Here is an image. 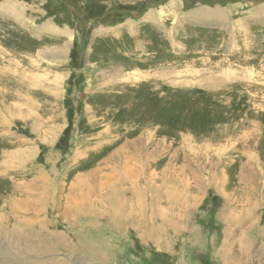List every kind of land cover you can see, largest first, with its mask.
Returning a JSON list of instances; mask_svg holds the SVG:
<instances>
[{
	"label": "rangeland",
	"instance_id": "obj_1",
	"mask_svg": "<svg viewBox=\"0 0 264 264\" xmlns=\"http://www.w3.org/2000/svg\"><path fill=\"white\" fill-rule=\"evenodd\" d=\"M171 164L196 202L164 249L64 213L77 182L111 205L124 178L153 187ZM243 194L256 226L237 240L264 264V0H0V264H224L219 215ZM46 221L102 238L100 256L40 244L28 226Z\"/></svg>",
	"mask_w": 264,
	"mask_h": 264
},
{
	"label": "bare ground",
	"instance_id": "obj_2",
	"mask_svg": "<svg viewBox=\"0 0 264 264\" xmlns=\"http://www.w3.org/2000/svg\"><path fill=\"white\" fill-rule=\"evenodd\" d=\"M219 11L217 10V12H219ZM215 12H214V14H215ZM219 16H220V14L218 13L217 17H219ZM149 17L150 18L154 17V13H150ZM222 17L223 16H220V18H222ZM166 28H168V27H166ZM169 36H170V33H169ZM133 39L134 38H132L131 40H133ZM141 42H143V41H141ZM139 47H140V45H139ZM157 48H158V46H157ZM159 48H160V46H159ZM170 55H171V53H170ZM130 56H132V55H130ZM153 59H156V58H153ZM135 65H137V64H135ZM144 66L147 67V65H144ZM144 66L142 65V68ZM167 68H169V67H167ZM148 73H150V72H148ZM150 75L152 76V74H150ZM155 75H157V74H155ZM170 82H172V80ZM105 83H107V82H105ZM138 85H140V84H138ZM238 86H237V88H238ZM233 89H234V87H233ZM103 98L104 97H102V99ZM239 129H240V126H239ZM126 146H128V144H126L124 147H126ZM187 160H189V159L187 158ZM174 161L176 162V160H174ZM119 162H120L121 169H122V164H123L122 155H120ZM247 163H248V161H246V163L244 165H247ZM141 164H143V163H141ZM145 164H146V162H145ZM145 164H143L144 168L142 166V168L140 169V172H138V173H141V172L143 173V170L146 169ZM162 167L160 168L161 169L160 171H162V172H160L158 174L157 178L154 177V179H155V181H157V183H155V185L153 187L150 186L149 184H146V183L140 184L136 180H133L132 178L131 179L130 178H124L122 180V183L125 180L130 181V183L128 184V187L126 189L123 188L119 191H115L116 192L115 196L109 199L111 201V203H110L111 205H109V203H104L105 197L103 199H100L101 201H99L100 202L99 205H93L92 204V206L90 204L87 205L88 202H85V201H82L80 206L74 205L72 202L68 203L69 201H67L66 204H64L65 207H63L64 213L67 216H71L73 218H75L76 216L80 217V216L90 215V216L95 217V218L102 217L103 219L109 217L115 223L116 222L120 223V224L130 223L131 226L133 228H135V231H137V234L138 233L142 234L143 235L142 237L146 238L147 240L153 239L154 236L156 238L159 235H163V234L166 235L168 233L178 234V231L180 229H185V228L187 229V227L184 224V221H185V218L187 215L186 214L187 210L189 208H191V206H193V204H192L193 202H196L195 196L191 195L193 200L190 201L191 198H189L187 195V192H188L187 188L189 186H191V180L185 175L182 168L177 167L173 164H171L169 166L165 165L164 169H162ZM128 173L133 174L134 172L129 170ZM168 183H173L174 187L167 185ZM147 185L149 187H147ZM115 186H117V185H115ZM125 192H130L131 196H129V198H127L125 196ZM247 197L250 198L249 194H243V195H240V198H237L239 201L238 200L236 202L228 201L225 208L222 210L221 214L219 215L220 221L221 222L223 221L222 223L224 224V230H223L224 247L220 250L221 259L224 262V264H251L250 246L245 244L243 240H237L238 236H241V238L244 237L246 234L251 232V230H253V228H255V226H256V222H255L256 219L255 218L257 216V210L255 209L254 206L249 205L246 202ZM105 202H107V201H105ZM110 207H112L111 210H110ZM4 218H5L4 211H1L0 212V228L2 229L3 232L6 230V227L9 228V226H10L9 225L10 222L8 224H6L7 221L3 222ZM68 219H70V218L68 217ZM76 219H78V218H76ZM1 224H4V225H1ZM39 224H42V227ZM39 224L36 222V224L29 225L28 227L32 228V229H36L33 231L36 233L38 238H40V241H39L40 244L43 241L49 242L52 240L54 243V247L61 245L64 248L68 249L72 253H78L79 252V253H82L83 255L91 254L92 256H100V253H101V250H100L101 241L100 240L102 238L90 237V236H87L86 238H84L83 232H75L74 234L71 233V234H69L68 238H66L65 234L64 235L63 234L62 235L52 234L50 231L52 225H49L47 223V221L45 223L40 222ZM3 226H4V229H3ZM124 227H126V226L124 225ZM166 242L167 241H164L163 239H161V241H159V245L166 246L167 245ZM37 245H39V244H36L35 246H37ZM54 247L52 248V246H51V248L47 252L52 253L53 250L56 249ZM34 250H35V248H34ZM38 252H39V249L35 251L36 254H38ZM0 260H3V258L0 257ZM2 264H14V263L11 262L10 260H4V261H2ZM43 264H56V263L53 262L52 260H50V261H47Z\"/></svg>",
	"mask_w": 264,
	"mask_h": 264
},
{
	"label": "crops",
	"instance_id": "obj_3",
	"mask_svg": "<svg viewBox=\"0 0 264 264\" xmlns=\"http://www.w3.org/2000/svg\"><path fill=\"white\" fill-rule=\"evenodd\" d=\"M102 170V169H101ZM97 173H98V171H97ZM97 173H95L94 175H96ZM73 186H75V187H78V189L81 191V192H83V195L81 196V199H80V202H78V203H74V205H78V206H80L81 205V203H82V201H85V202H88V204L87 205H91L92 206V204L93 205H99L100 204V202L99 201H101L100 199H101V196H100V194L99 195H94V196H92V189H91V187H88V182H86V183H81V182H77L76 184H74ZM76 190H71L70 191V195L71 196H73V192H75ZM76 197L79 199V196L78 195H76ZM77 198H75V197H72L71 199H72V203H73V201L75 200V199H77ZM183 230H186V228L185 229H180L179 231H178V234H176V235H180L181 233H182V231ZM165 234H163V235H159V236H157L156 238H155V236H154V240L155 239H161L163 236H164ZM162 239H164V238H162ZM167 243V242H166ZM168 244V243H167ZM166 246H168V245H166ZM160 247L161 248H166L165 246H163V245H160ZM222 249V248H221Z\"/></svg>",
	"mask_w": 264,
	"mask_h": 264
}]
</instances>
